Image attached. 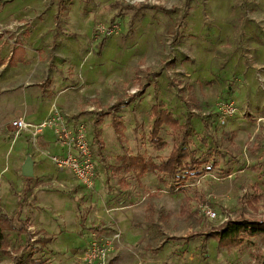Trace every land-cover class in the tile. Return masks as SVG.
Wrapping results in <instances>:
<instances>
[{
	"label": "rangeland",
	"instance_id": "1",
	"mask_svg": "<svg viewBox=\"0 0 264 264\" xmlns=\"http://www.w3.org/2000/svg\"><path fill=\"white\" fill-rule=\"evenodd\" d=\"M17 45L27 51L25 64L0 67V215L10 220L0 264H87L90 246L109 243L107 264L264 263L261 236L232 250L215 240L203 245L205 233L229 219H264V0H0V57L7 61ZM26 94L40 107L67 98L72 110L63 113L86 126L103 178L91 192L68 172L64 186L38 182L41 192L57 195L50 204L68 225L48 245L32 211L36 200L24 194L25 162L15 144H30V136L10 128L18 112L37 111ZM119 100L126 105L114 111ZM155 104L190 124L192 171L184 183L185 172L139 182L119 171L123 157L159 165L180 141L164 127L162 143L150 142ZM113 118L126 127L122 140ZM124 189L132 196L122 215L113 205ZM15 195L27 207L20 219ZM255 197L263 200L255 204ZM206 207L218 217H207ZM132 230L141 236L133 240Z\"/></svg>",
	"mask_w": 264,
	"mask_h": 264
},
{
	"label": "trees",
	"instance_id": "2",
	"mask_svg": "<svg viewBox=\"0 0 264 264\" xmlns=\"http://www.w3.org/2000/svg\"><path fill=\"white\" fill-rule=\"evenodd\" d=\"M114 21V20H113ZM113 23V22H112ZM24 59V50L19 47L14 50L12 56L8 61L9 66H16L21 60ZM4 64V60L0 58V66ZM191 99L194 103L198 104V100L192 95ZM126 105L123 100H119L115 105L114 111H118L122 106ZM151 114L155 118L152 130L150 132L149 140L154 145L162 143L160 133L164 127H167L172 133L177 134L179 137L178 144L173 147L168 158L157 165L151 160H146L143 156L137 155L135 157H123L119 171H132L136 173L138 178L145 176L147 173H155L158 175H167L171 177L177 176L180 172H185L183 178L180 179L183 183L187 181L192 171L191 167L186 162L192 156L188 149L190 140V124L186 122L181 124L178 119L163 106L162 104H155L151 109ZM112 121L114 130L119 138L122 140L125 136L126 127L122 121L113 118ZM98 123H95L94 140L102 148V141L99 140V131L97 130ZM30 180L31 178H27ZM263 200L261 197H255L254 202L259 204ZM20 208V212H21ZM260 207L255 209L258 212ZM264 209V204H263ZM19 212V213H20ZM18 213V216L20 215ZM6 227H10V220L5 215H0V253H7L9 241L6 235ZM21 231V230H20ZM25 231H21L23 233ZM204 235V234H203ZM261 236L264 238V219L263 218H240L237 220L229 219L218 227H213L204 235V240H216L218 247L224 250H232L241 247L245 241L251 238ZM38 240V239H37ZM51 239H44V245L49 244ZM15 264H24V261H16ZM264 264V263H263Z\"/></svg>",
	"mask_w": 264,
	"mask_h": 264
},
{
	"label": "crops",
	"instance_id": "3",
	"mask_svg": "<svg viewBox=\"0 0 264 264\" xmlns=\"http://www.w3.org/2000/svg\"><path fill=\"white\" fill-rule=\"evenodd\" d=\"M19 47H21L24 50V59H22L21 62H19L16 66L12 67V66L8 65V61H9L10 57L7 61L0 57L2 60H4V64L2 66L7 65L10 68H16L20 64H25L27 51L22 45H17L14 48V50L16 48H19ZM12 53H11V56H12ZM2 66H0V67H2ZM26 96H27V94L22 95V97H24L25 100L28 101V98H31V97L30 96L26 97ZM62 96L63 95L57 96L56 101L53 100L55 103H53V102L51 103L48 101L50 104L47 106H44V107H40V103L36 102V99L34 100L35 102L31 103L32 105H29L30 101H28L26 105L36 108L37 111L35 113H34V111L33 112L20 111L15 115V118L13 120L24 119L27 122H29V120H31V122H29V123L37 125V124H40L43 121H45V119L52 113L53 110H58L60 112H63V111L65 112L66 110L71 111L72 110L70 107L71 105L69 103H66L67 104V106H66L63 103V101L66 102L67 98L62 97ZM63 99H65V100H63ZM38 106H39V108H38ZM66 114H68L69 116L71 115L69 112H66ZM74 123H77V122H75L74 120L71 119L70 125H73ZM43 136H44V138H43L42 144L38 143V145L36 147L33 144H31V143L29 144L27 141H22V140L21 141L16 140L15 144H16V146L18 145L20 147V151L17 154V156L20 159H22L23 162H26L27 159H30L33 162V173H34V175H33V177H31L30 180H28L26 178V185L24 182H22V185H23L24 194L27 195L28 202H30V197H33V196H34V199L36 200L35 204H33L34 209L32 208V211L36 212L35 220L38 224L37 227L40 229V231H42L43 233L48 235V237H46V239H53V237H56V235H58L60 232H62L65 229V227L68 226V225H65L66 220L64 217H65L66 213L62 212L61 209H58L54 205L50 204L51 203L50 201H52V203H56V204L59 203V201L55 200V198H54V197H57V195L51 196L52 194L41 192L40 191L41 186L37 185V184L40 180H50V182H52L53 184L64 186V180H62V176H63V174H67V173L60 172V171L55 172V170L50 172L49 169H50L51 165H49L48 163H51L53 167H56V166L47 157H43L41 155L46 153V152H51L53 154H63V147L57 141V137L55 136V134L52 130H49V129L44 130ZM88 136H89L90 141L92 142L93 139L90 136L89 132H88ZM43 146H46V149H43V148L40 149V147H43ZM56 169H57V167H56ZM46 170L48 173L46 172ZM126 172H131L139 182L140 181L141 182H143V181L144 182H147V181L150 182V180L152 179L151 178V172L147 173L145 176H143L141 178H138L136 173H134L132 171H126ZM46 177H48V178L45 179ZM97 183L99 184V186L102 185L103 184V178H98ZM88 192H91V191H88ZM129 192H130V190H127V189H124V191L122 190L121 191L122 200L119 201V199H121V198H118L117 202L114 201L113 206L116 205V207L119 208L117 212H120V214H122V215H124V214L121 213V211L125 210L127 208L126 204L128 202H130L128 200V197H129V194H131V193H129ZM19 196H21L20 193H19ZM130 196H132V194ZM15 197L17 198L16 201L18 204V207L16 210L20 211V207L22 208V205L20 204V198H18L16 195H15ZM111 203H113V202H111ZM26 208H24V206H23V208L21 209V212L19 213L20 215L19 216L17 215V217L19 219L21 218V216H24L27 214ZM75 210H77V209H75ZM47 212H50V213L57 212L56 214L58 215L59 220L51 218L50 216H48ZM117 214H119V213H117ZM73 216H75L73 219V226H74L76 224L75 219L77 218L76 217L77 215L74 214ZM30 223H33V222L30 221ZM78 225L80 226V224H78ZM30 227L31 226H28V229ZM54 229H56V231H54ZM23 233H25V232H23ZM23 233H21V231H19V234L21 236L23 235ZM139 236H141V232H138L137 230H135V231L132 230L129 234V237L133 238V240L139 238ZM210 240L212 241L214 239H210ZM249 240L253 241L255 239L251 238ZM204 241L205 240H203V245H204ZM50 243H51V241L49 242V244ZM217 246H218V244H217ZM120 247H121V245H120Z\"/></svg>",
	"mask_w": 264,
	"mask_h": 264
},
{
	"label": "built area",
	"instance_id": "4",
	"mask_svg": "<svg viewBox=\"0 0 264 264\" xmlns=\"http://www.w3.org/2000/svg\"><path fill=\"white\" fill-rule=\"evenodd\" d=\"M227 115L234 117L236 109L233 105H227ZM69 115L58 110L52 113L40 124H32L24 119H15L10 122V128L18 135L28 133L31 143L36 147L39 143L40 132L50 129L57 137V141L63 147V154H53L46 152V157L57 167L60 172L70 173L81 187L88 191L94 190L98 180V163L91 151V141L88 136V130L83 123H74L70 125ZM227 121H221L226 124ZM45 154V153H44ZM207 217L216 219L217 213L206 207L204 210ZM122 234L118 230L114 240H121ZM111 243L97 247L93 244L89 247L85 261L87 264H107L111 249Z\"/></svg>",
	"mask_w": 264,
	"mask_h": 264
},
{
	"label": "water",
	"instance_id": "5",
	"mask_svg": "<svg viewBox=\"0 0 264 264\" xmlns=\"http://www.w3.org/2000/svg\"><path fill=\"white\" fill-rule=\"evenodd\" d=\"M22 173L25 178L33 177V162L30 159H27V161L24 163Z\"/></svg>",
	"mask_w": 264,
	"mask_h": 264
}]
</instances>
